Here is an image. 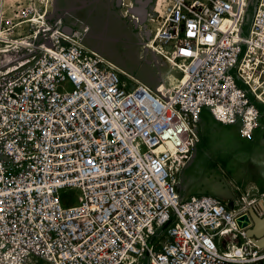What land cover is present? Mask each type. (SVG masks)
<instances>
[{"label":"built area","instance_id":"obj_1","mask_svg":"<svg viewBox=\"0 0 264 264\" xmlns=\"http://www.w3.org/2000/svg\"><path fill=\"white\" fill-rule=\"evenodd\" d=\"M39 17L27 0H0V44L25 49L0 86V264H264L251 219L236 223L251 205L264 216V200L182 199L175 179L204 110L242 137L259 125L264 0H152L148 39L185 75L165 92L61 24L38 36Z\"/></svg>","mask_w":264,"mask_h":264},{"label":"rangeland","instance_id":"obj_2","mask_svg":"<svg viewBox=\"0 0 264 264\" xmlns=\"http://www.w3.org/2000/svg\"><path fill=\"white\" fill-rule=\"evenodd\" d=\"M27 1L41 15L38 19L36 18L37 22H33L37 25L38 36L43 37V22H49L53 26L66 24L74 30L71 37L80 43L84 42L86 39L84 29L71 21L76 9V0ZM80 1L92 2V5H96L91 15L93 20L88 22V35L90 36L88 39L97 46L93 51L111 62L120 71H124L125 75H129L146 86L151 92L153 90V92H159L158 84L161 83V81L158 82L159 73L167 70L163 58L157 56L155 58L151 52L145 55L141 51L145 39H142V46L139 49L134 44L136 41L125 30L107 15H103V8L111 7L128 17L126 7L116 8L114 0ZM253 12L254 5L251 4L248 9L250 18L243 26L244 35H247L249 30ZM140 31L141 29H138L137 33L142 35ZM23 35L27 36V33L24 31ZM35 42L39 43L38 40ZM24 50V48L15 47L8 52H0V86L7 75L5 72L15 70L17 62L21 60L18 58L23 56ZM11 59L13 61L8 63ZM14 70L12 74L15 73ZM231 73L234 75V70ZM174 74L178 75V73ZM125 75H122V83L132 87L134 82ZM237 84L245 89L239 80ZM255 104L260 112L259 125L247 138L239 134L237 125L217 123L211 115H205L192 158L175 175L176 182L185 188L184 194L187 196L213 195L226 202L229 207L233 201L239 200L242 196L249 199V195L257 194L260 196L252 197L253 201H259L260 197L264 200V108ZM205 112L204 110L203 114ZM190 185L194 187V190H191ZM234 208H236L235 205Z\"/></svg>","mask_w":264,"mask_h":264},{"label":"crops","instance_id":"obj_3","mask_svg":"<svg viewBox=\"0 0 264 264\" xmlns=\"http://www.w3.org/2000/svg\"><path fill=\"white\" fill-rule=\"evenodd\" d=\"M76 1H77L76 5H75L76 9L74 11V14H72L71 21L75 22L78 25V27H81V28L84 29L83 30V31H85L84 35L86 36V39H88V38H90V36L88 35V28H89V23L88 22L93 20V17L91 15L93 14L92 10L95 8L96 5H92V2L91 3L90 2L87 3L85 1L83 2V1H80V0L79 1L76 0ZM150 9H151V4H150ZM103 15H107L108 18L112 19L115 23H117L121 29L125 30L126 33L130 37H132L134 39V41H136V43H134V44L136 46H138V48L140 49V47L142 46L141 42H142V39H143L142 38L143 37V32H142V30L140 31L142 33V35L137 33V30L134 28L132 22L129 19H127L126 15L124 13H121V12L109 7L107 9L103 8ZM133 17H134L133 19L135 20L136 17L135 16H133ZM129 22H130V25H128ZM62 25H66V24H61V26ZM72 31H74V30H72ZM86 39L84 40V42H82L83 45H85V47H87V48H89L91 50H94L95 48H97V46L91 40H89V39L86 40ZM141 51H143L145 55H147L149 53L143 48V46L141 47ZM153 60L155 61V58ZM166 71H168V69ZM165 72L159 73L158 82L163 81ZM205 115H209V114L207 112H205L203 114V112H202L201 121H200V125H199V131H200V128H201L202 120H204ZM256 192H254V193H256ZM182 196H187V195L186 194H181V197ZM190 196H192V195H190ZM254 196L255 197H259L260 195L259 196H257V194L256 195L255 194L254 195H249L248 198L250 199V198H252ZM187 197H189V196H187Z\"/></svg>","mask_w":264,"mask_h":264},{"label":"water","instance_id":"obj_4","mask_svg":"<svg viewBox=\"0 0 264 264\" xmlns=\"http://www.w3.org/2000/svg\"><path fill=\"white\" fill-rule=\"evenodd\" d=\"M133 7L129 8L127 10L128 17L135 29H141L142 31H145V19L142 21V18H146L147 15V6L148 4L152 3V0H132ZM122 0H114V6L116 8H121ZM131 16H135L136 19L134 20L131 18ZM61 31L64 34L71 35L72 34V28L67 25L61 26ZM145 40L148 39V33L146 31L144 32ZM18 91V89H17ZM187 196H182V199H186ZM256 207L251 205L247 209V213L239 216L236 219V223L240 229H243L247 227L250 223V219L253 222V225L251 228L246 230V236L251 238L255 244L259 247H264V216L259 217L256 209ZM250 217V218H249Z\"/></svg>","mask_w":264,"mask_h":264},{"label":"bare ground","instance_id":"obj_5","mask_svg":"<svg viewBox=\"0 0 264 264\" xmlns=\"http://www.w3.org/2000/svg\"><path fill=\"white\" fill-rule=\"evenodd\" d=\"M46 1L47 0H45V2ZM121 6L122 7H126V10H128L129 8L133 7V2H132V0H122V5ZM131 18H134V17H131ZM33 22H37V19L34 18ZM75 42L80 43L77 40H75ZM2 43L3 42H1V44H0V52H8V51H10L12 45L14 44V43H10L9 41H4V43L5 44L7 43V45L6 46H2ZM80 44L83 45L82 43H80ZM143 44H144L143 48L147 52H151L152 55L155 56V58H156V56L163 58V60L165 61L166 66H167L168 72H166L164 74L163 81H161V83L158 84L159 92H165V91L171 90L172 88L180 87V85L185 80V75L182 74L181 71L178 69V67L181 68L182 65L179 64V63H176V62H172L171 63L170 61H168L167 56H166V50L164 48H162L160 46V44H158L155 40H152V38L147 39ZM83 46H85V45H83ZM12 61H13V59H11L8 63H10ZM13 70L14 69H12V70H10L8 72H5V74H8V73L12 72ZM121 72L124 73V71H121ZM174 73H178V75H176ZM124 74H126V73H124ZM127 76H129V75H127ZM244 198L249 203L250 202L252 203L253 200H254L252 198H250V199H247L246 197H244ZM260 198H261L260 200L263 199L262 197H260ZM235 210L237 211L238 208L236 207Z\"/></svg>","mask_w":264,"mask_h":264},{"label":"flooded vegetation","instance_id":"obj_6","mask_svg":"<svg viewBox=\"0 0 264 264\" xmlns=\"http://www.w3.org/2000/svg\"><path fill=\"white\" fill-rule=\"evenodd\" d=\"M149 12H150V4H148V6H147V15H149ZM147 17L148 16H146V18L145 17L142 18V21L144 19L147 21ZM146 21L144 23L145 25H146ZM145 31H146V33H148L146 29H145ZM145 31H143V37H142L143 39H145V36H144V32ZM190 187H191V190H194V187H192V185H190ZM176 188H177L178 191H180L181 194H184L183 192H184L185 188L183 186L181 187V185L179 183H177V182H176Z\"/></svg>","mask_w":264,"mask_h":264}]
</instances>
